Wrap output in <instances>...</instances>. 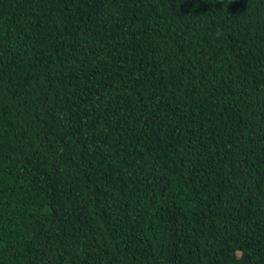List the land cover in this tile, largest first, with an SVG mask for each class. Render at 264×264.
<instances>
[{
    "label": "trees",
    "instance_id": "1",
    "mask_svg": "<svg viewBox=\"0 0 264 264\" xmlns=\"http://www.w3.org/2000/svg\"><path fill=\"white\" fill-rule=\"evenodd\" d=\"M0 264H264V0H0Z\"/></svg>",
    "mask_w": 264,
    "mask_h": 264
}]
</instances>
